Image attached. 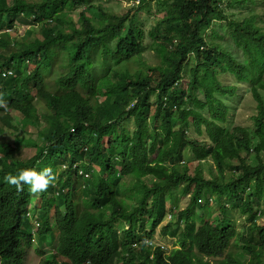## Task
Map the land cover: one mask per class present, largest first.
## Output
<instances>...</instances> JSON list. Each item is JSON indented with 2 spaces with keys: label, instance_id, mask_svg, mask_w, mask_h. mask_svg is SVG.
<instances>
[{
  "label": "trees",
  "instance_id": "1",
  "mask_svg": "<svg viewBox=\"0 0 264 264\" xmlns=\"http://www.w3.org/2000/svg\"><path fill=\"white\" fill-rule=\"evenodd\" d=\"M138 1L125 25L126 17L98 0H0V165L12 168L25 146H34L35 154L16 171L57 144L71 153L66 209L41 220L33 240L30 222L20 228L13 205L10 218H0V253L8 264H25L35 242L42 264H213L205 257L216 264H264V0H163L164 13L149 30L157 64L140 59L139 13L149 0ZM93 9L100 18L88 14ZM31 15L42 37H13L16 17ZM132 60L139 67L132 69ZM227 75L250 84L252 126L227 124L224 97L238 90ZM187 102L194 108H182ZM189 118L198 134L205 126L207 139L180 128ZM30 126L37 127L36 138L30 131L25 136ZM189 146L201 159L192 176L197 186L181 212L186 222L177 218L162 227L177 237L167 250L145 239L166 217L169 186L191 178L186 164H168ZM203 159L214 165L206 175ZM199 199L202 212H193ZM236 202L244 216L240 228L232 215ZM45 240L56 241L48 256Z\"/></svg>",
  "mask_w": 264,
  "mask_h": 264
},
{
  "label": "clouds",
  "instance_id": "2",
  "mask_svg": "<svg viewBox=\"0 0 264 264\" xmlns=\"http://www.w3.org/2000/svg\"><path fill=\"white\" fill-rule=\"evenodd\" d=\"M139 3V1L137 0ZM99 53V52H98ZM8 73H11V70H7ZM227 82V83H233ZM239 83L236 82L239 90ZM245 84V83H243ZM31 92H35V88H31ZM237 90V91H238ZM251 93V92H250ZM3 96L4 93L0 92V104L3 103ZM187 99V97H185ZM34 101L38 103V105L41 103L34 98ZM175 108H177V104L174 105ZM182 108L190 109L194 108V105L190 102H187ZM204 115L209 116L208 112L206 110H200ZM17 114V112H16ZM180 128H185L186 134L190 138H197V139H207L206 129L205 126H202V134H198L194 127V122L192 118H189L188 124L184 125L182 121L178 123ZM38 127L45 128L43 124L37 125ZM35 127V126H34ZM28 127L33 128L34 130H28L26 129L25 136L29 138V131L32 132V135L36 138L39 134L38 130L36 131L37 127ZM177 126L174 125L173 129L176 130ZM35 133V134H33ZM54 152H57L56 155ZM193 153L197 152L195 151V148L189 146L185 147L180 154L175 155L171 158L175 159L173 161H169L168 164L173 166L176 164H186L188 166V174L191 176V178H188L186 180H181L177 185H170V194L171 198L167 201V209L168 212L166 213V217L162 224H167L171 221H175L177 218L180 219V222H186L184 219V216L181 214V212L186 211L189 204H191L192 200L194 199L193 193H195V188L197 186V181L193 180L194 174L199 166V163L201 162V159H197ZM35 154V147L34 146H25L21 155V159H15L16 164L12 166V168H6V170H3L0 165V194H4L5 199H0V218L3 220H6L10 218L9 214V208L10 205H13L14 208L17 210V215L19 217L18 220H21L19 226L20 228L23 227L26 223H23L24 220H28L31 224L32 229V239L35 238L38 233L37 230L39 228V222L43 219H49L54 220L56 218L57 209L65 210V198L64 194H68L71 190L70 187H67L66 185L69 182V178L67 175L68 169L67 165L69 161L66 159L68 156L71 155V153L67 149H62L59 144L53 150L50 148H46L44 153L38 155L34 158L33 163H31V166L28 168L22 167L19 168L24 160H26V156L30 158ZM182 155V160L176 163V160H178L177 157ZM3 156V152L0 151V160ZM171 158H168L167 161ZM205 162H202L204 164V168L201 169V173H205V175L214 169V165L211 160L203 159ZM12 160L7 159V163L11 164ZM41 165L42 167H38ZM81 173L88 175V173L84 172L83 170H80ZM170 174L172 170L168 171ZM151 174L147 175L144 180L148 182L149 177ZM153 179L154 176H153ZM152 180V179H151ZM14 192L18 193L17 197L16 195L13 197H9L8 195H12ZM201 199V198H200ZM196 200L195 203L192 206L193 212H202L200 208V204L202 203V200ZM212 200V197L210 198ZM172 200H177L176 203H173ZM185 201V203L182 205L181 202ZM4 203L6 204V207L3 206ZM212 206H215V202L212 201L210 203ZM238 205L239 202H236L234 206ZM5 208V209H4ZM240 215V214H239ZM234 216V215H233ZM234 218L237 220L236 226L237 228H240V226L244 222V216L240 215V219H237L235 216ZM262 221V220H261ZM259 221V222H261ZM200 222V221H197ZM56 235H58V231H56ZM177 238V237H176ZM48 239V238H46ZM146 242L149 244H154L152 242V239H145ZM24 242V241H23ZM27 243V242H26ZM48 240H45L44 245L48 246ZM30 244V243H29ZM52 244V243H51ZM161 245V244H160ZM36 242L28 247H36ZM165 248V246L161 245ZM177 246V245H176ZM3 247V246H2ZM175 247V246H174ZM167 248V250H171L172 248ZM1 248V246H0ZM5 248V247H4ZM27 249V250H28ZM27 251L24 253V263L26 259ZM212 257H205L206 260H210ZM215 259V258H213ZM211 261V260H210ZM217 261V259H216ZM0 264H8L7 261H5L0 253ZM39 264H42L40 261ZM86 264H90L89 261H86Z\"/></svg>",
  "mask_w": 264,
  "mask_h": 264
},
{
  "label": "rangeland",
  "instance_id": "3",
  "mask_svg": "<svg viewBox=\"0 0 264 264\" xmlns=\"http://www.w3.org/2000/svg\"><path fill=\"white\" fill-rule=\"evenodd\" d=\"M98 3L102 4V6L106 8V10H108L109 12H113L117 15H123L124 17H126V20L124 21L125 25L129 23V11L134 10V8L140 6L138 5L137 0H98ZM147 3L148 5H144L141 7L142 9L139 13L140 20L142 21V25L145 31L144 45L140 53V59H142L143 61H150L153 64H157L158 58L156 57L155 53L149 49V45L152 41V37L149 34V30L152 28L153 25L157 23L158 18L163 15L164 3L163 0H149L147 1ZM79 12V8L73 9L72 14L75 19L78 18ZM88 14L100 18V13L96 9L89 11ZM22 18V16L16 17L14 27L9 29L13 37H42V33L38 30L40 28V23L33 19V15L29 16V19H26L24 21ZM32 29L36 30L34 34L30 33ZM128 63H131L132 69L139 67V65H137L133 60L128 61ZM223 79L226 82H232L233 80V78L228 75L223 77ZM31 88H33V84H31ZM224 98L229 106L227 121L228 126L231 127L233 123H239L244 126H252L253 122L251 116L256 112V104L250 93V84L246 82L239 83V90L237 91L236 95L233 97L226 96ZM128 125L129 127H132L131 121H129ZM30 129L34 130L33 128H28V130ZM184 203L185 201L181 202L182 205ZM237 206V204L236 206H233L232 215H234L237 219H240V215L237 213ZM218 211V209H215L212 214L215 216ZM114 225L117 227L122 226V224H119L118 222H115ZM163 225L164 224L159 225L156 228V231L152 238V242H154V244H161L165 246V248L174 247L177 243V238L170 235H165L162 231ZM199 226H201V222H196L195 227L198 228ZM55 245L56 241L45 248L47 249L45 252V256L50 255V250H54ZM240 254L241 250L238 248L236 251V255L240 257ZM41 257V255H38L36 253V247H31L27 250L25 264H39L41 261ZM210 260L213 264L217 263L216 259L210 258Z\"/></svg>",
  "mask_w": 264,
  "mask_h": 264
}]
</instances>
